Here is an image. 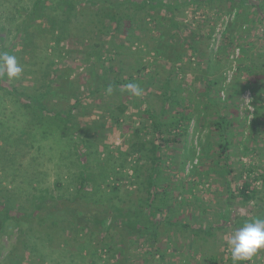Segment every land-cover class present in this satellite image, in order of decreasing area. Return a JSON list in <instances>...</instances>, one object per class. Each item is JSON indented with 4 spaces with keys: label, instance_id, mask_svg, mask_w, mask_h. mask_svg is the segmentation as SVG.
Segmentation results:
<instances>
[{
    "label": "rangeland",
    "instance_id": "obj_1",
    "mask_svg": "<svg viewBox=\"0 0 264 264\" xmlns=\"http://www.w3.org/2000/svg\"><path fill=\"white\" fill-rule=\"evenodd\" d=\"M160 1L179 5L146 7L116 28L96 5L78 6L73 20L48 0L43 15L22 28L36 0H0V52L12 45L23 69L0 86V201L34 211L42 199H71L83 181L84 204L138 226L137 198L165 192L173 222L163 220L157 237L125 245V264H232L227 239L237 222L264 218V0ZM129 83L142 95L128 91ZM164 93L172 97L164 101ZM173 117L177 124H160L169 143L158 152L159 183L135 186L129 176L138 154H126L130 144L156 137L153 119ZM218 119L229 122L227 162ZM227 164L231 172L221 170ZM149 166L148 159L145 173ZM244 181L248 193L255 190L248 201L239 195ZM168 207L157 211L159 220ZM110 221L90 228L33 221L23 236L9 221L0 264H114L100 245L126 233L111 238ZM243 264H264V248Z\"/></svg>",
    "mask_w": 264,
    "mask_h": 264
},
{
    "label": "trees",
    "instance_id": "obj_2",
    "mask_svg": "<svg viewBox=\"0 0 264 264\" xmlns=\"http://www.w3.org/2000/svg\"><path fill=\"white\" fill-rule=\"evenodd\" d=\"M57 5H64L60 8L62 9L63 15L68 19L70 16H72V19L75 20L78 16V6L82 5L83 3L86 4H92L96 5L95 8L98 13L100 12L106 14L108 18L115 23L116 28L122 26L121 20L124 21V19H127L131 21V17L133 14H136V12H139V10L145 9L146 7H163L165 10H173V8L178 7V5L171 6V4L164 3L160 0L154 1V4L151 2L153 0H55ZM149 1V2H148ZM234 0H230L232 2ZM240 1V4L244 0H238ZM248 1V0H247ZM48 0H36L34 3L33 10L31 13L27 14L23 20L22 28L29 27L34 22L39 19L43 15V10L46 8ZM191 2H198V0H186L185 3H191ZM64 9V10H63ZM60 14V13H59ZM59 14H56V16ZM68 15V16H67ZM97 17V16H96ZM75 18V19H74ZM64 19V18H63ZM170 21L173 26L175 25L176 21L173 16V13L170 15ZM57 20V19H56ZM89 20V19H88ZM61 23L62 20H58ZM99 21V19L97 20ZM129 26H125V30H127V33L129 32L128 29ZM134 29L130 27V31H133ZM14 47L8 46L3 51L7 53L13 54ZM157 51L160 52V50L157 49ZM94 58H98V56H94ZM4 81V77H0V86L1 83ZM116 84L117 82H113ZM49 83L47 86L46 91L43 93H40L36 96V98H33V101H40L44 96L45 92H49ZM164 95H166L164 93ZM172 97V96H171ZM171 97L167 96L164 98V101L167 99L169 100ZM175 103L176 101H171ZM32 103V102H31ZM126 106L123 104H120L118 110L120 112H124V109ZM165 109L162 108V112ZM148 113V112H147ZM151 117L155 118V114H150ZM115 119V118H114ZM177 117H173L169 119L167 122H161L157 121L156 119H153L151 121V126L153 127V130L156 132V137L154 136L152 139L148 140H141V139H135L131 144L130 148H128L126 154L132 152H137L138 156L136 157L135 161L136 163L131 166L132 173L129 176L130 179L133 180V183L135 186L142 185V189H146L147 187H154L159 182L156 181L157 177L161 176V169L159 168V164L161 163V156L158 155L159 149L161 148V145L167 146L169 143V140L167 137L162 136L163 129L160 128V124H177L178 122ZM214 125V128L220 132L221 137L224 141L219 142L218 147L220 149L219 154L223 157L225 162H227L228 157V140H226L225 134H227V126L229 125V122L224 119H218L216 120ZM167 128V127H166ZM165 128V130H167ZM170 131V130H169ZM140 132V128L135 127L133 129V132L138 138V133ZM140 159H144V162L142 164H139L137 161ZM150 160V166L148 168L147 173L144 171L143 165L147 160ZM222 171L225 172H231L230 168L227 165L222 166ZM118 173H123V170L119 171ZM124 175H127L126 172H124ZM261 178L264 182V174H261ZM146 187V188H145ZM115 188H117L116 185L113 186V191L115 193ZM77 191L75 192V195L69 199L66 198V201L59 203L58 200L54 199H42L38 205L36 206L34 211H14L12 210L8 205L3 204L0 201V235L4 232V229L6 228V225L9 221H12L16 226H18L20 230V236L24 235L27 230L30 229V223L36 222L39 224H44L46 222H51L53 225H57L61 222H69L74 225H76L78 228H90L96 225H100L102 222L105 221V219L110 218L111 221L106 226V231H111L110 237L112 238L114 233L119 231L120 233L125 232L126 236L122 237V239L118 238V241L116 244H113L111 240L102 243L100 247H105L108 253H111L110 255L115 258V261H113L114 264H125L126 257L122 256L125 248V245H132L136 243V240H139V237H145L147 238H154L159 235V226L162 223L163 220H167V222L171 225L173 222L172 216L174 214V210L170 209L168 207L167 200L169 197V194L162 192L161 194H157L159 196L154 197L155 192L151 189L147 190L148 194H145L143 196H139L136 200L135 207H137L135 210L139 216H142L144 219V222L138 226H128V224H125L123 221L116 222V218L118 216L117 213H111L110 210H105L104 207L99 206H92L90 204H84L82 202V196L84 197V190L85 185L84 182L81 181L78 185ZM249 192V185L248 182L244 181L242 184V189L239 190L240 197L248 201L251 199L252 194H255V190L251 189V192ZM157 200V202L154 204V200ZM154 205V206H153ZM153 206V208H151ZM163 207L169 208V215L164 216L163 219H160L157 217L159 210ZM13 212V213H12ZM248 220H239L237 222L238 227H242L243 224ZM98 225V226H99ZM183 228H187V225L181 224ZM112 227H115L112 229ZM118 228V229H117ZM208 232V230H206ZM127 238V239H126ZM126 239V241H125ZM95 252V250H94ZM117 255V256H116ZM163 258L164 255H161Z\"/></svg>",
    "mask_w": 264,
    "mask_h": 264
},
{
    "label": "clouds",
    "instance_id": "obj_3",
    "mask_svg": "<svg viewBox=\"0 0 264 264\" xmlns=\"http://www.w3.org/2000/svg\"><path fill=\"white\" fill-rule=\"evenodd\" d=\"M22 71L15 55L0 52V77L6 76L9 80L18 79ZM126 89L135 96L142 95V89L137 84L129 83ZM111 91L109 87V94ZM227 245L232 264L249 261L259 249L264 248V218H253L246 221L242 227L235 229L227 239Z\"/></svg>",
    "mask_w": 264,
    "mask_h": 264
}]
</instances>
